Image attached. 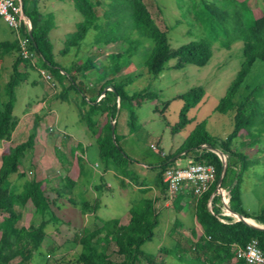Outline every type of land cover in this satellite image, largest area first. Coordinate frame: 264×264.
<instances>
[{
  "label": "trees",
  "instance_id": "obj_1",
  "mask_svg": "<svg viewBox=\"0 0 264 264\" xmlns=\"http://www.w3.org/2000/svg\"><path fill=\"white\" fill-rule=\"evenodd\" d=\"M21 2L22 11L30 22L31 37L24 24L20 29L28 39V48L36 58V65L46 68L59 82L62 78L68 80V85L62 90L63 96H67L69 89L80 93L79 105L85 109L79 110V117L95 135L99 158L106 164L116 167L124 177L129 175L128 165L132 160L118 145L116 136L114 140L112 139L111 121L114 120L116 126L115 116L118 107L120 109L126 104L129 109V122L132 128H135L137 120L135 109L144 101H151L158 95L149 84L132 92L127 90V86L139 76V73H130L118 79L121 70L128 65L132 51L141 43L132 33L147 35L152 40L143 61V67L152 79L167 68V62L171 59L175 60L172 69H178L186 63L201 67L206 65L212 56V45L215 42L221 47L230 48L235 41H242V63L214 109L222 114L232 109V129L223 138H217L206 130V120H202L196 123L176 151V154L183 152V156H189L192 151L191 154L194 155L190 158L214 166L215 181L194 204L195 221L201 234L197 242H194L196 233L194 230L190 245L178 243L172 247H161L159 251L166 256L169 254L176 256L186 264H227L234 255L235 247H242L250 238L255 237L264 254V229L256 228L232 215L221 214L224 207L219 198L212 196L211 193L222 171V159L216 152L206 148L209 144L219 148L226 156V167L220 185L227 191V207L244 218L264 225V209L259 214L248 213L242 206L240 191L242 174L251 162H255L243 148L251 150L264 136V85L256 83L248 87L246 84L248 92L239 102L234 100L238 90L245 84L252 65L255 62L264 63V56L258 54V49L264 42V15L253 17L248 9H240L233 0H199V11L207 14L199 20L204 35L172 48L166 32L156 25L143 0H110L101 16L97 13L98 0H72L82 20L76 24L75 31L66 35L62 54H66L71 47L79 46L85 36L92 31V45L119 42L125 43V46L121 52L108 54L107 61L85 55L64 67L54 59L52 44L48 38V32L54 26L53 13H42L38 9V0ZM245 22L251 26L252 40L246 39ZM12 51H16L17 55L11 63L9 76L3 85V99H0V140L8 137L13 127L12 111L16 101V88L27 78V67H33L29 59L18 54L16 40L0 41V58ZM89 75L91 77L88 79ZM79 76L85 80V88L82 91L77 84ZM105 87L109 89L103 91ZM204 94L202 86H194L177 95V98L182 100V106L178 113V121L170 128L171 134L193 121L194 118L188 116L189 109L195 107ZM97 113L104 115L106 121L96 131L94 115ZM39 119L40 116L35 115L31 130L24 141L10 146L1 155L0 264H32L35 255L43 254L40 248L46 235L47 219H41L37 225L30 226H18L16 223L28 201L33 205L34 211L42 216L50 210L52 201L47 194L44 180L30 176L24 180L17 192H10L7 183L12 174L19 177L25 175L24 171L19 170L20 160L25 151L34 144ZM241 136L244 138L240 140L239 146L232 147V142ZM248 138L252 140L249 142ZM216 139H219L218 144L215 143ZM78 147H81L80 144ZM174 155L172 153L166 156L154 176V185L163 197L165 184L162 181V173L169 162H172ZM81 160L82 156H76V161L80 163ZM63 182V191L68 194L67 199L72 205L79 206L82 212L95 211L93 203L87 201L78 203L73 197L74 179L63 176ZM100 188L101 184L95 186L97 190ZM185 197H188L187 193L177 192L170 203L177 207ZM128 213L129 219L126 224H119L116 219H111L78 236L77 242L80 245L76 257L78 264H160L155 261V254L142 248L144 243L152 240L154 228L159 223V215L155 212L152 199L149 197L139 199L130 206ZM106 241V244L112 245L110 252L99 246ZM232 264L245 263L242 258L235 255Z\"/></svg>",
  "mask_w": 264,
  "mask_h": 264
},
{
  "label": "rangeland",
  "instance_id": "obj_2",
  "mask_svg": "<svg viewBox=\"0 0 264 264\" xmlns=\"http://www.w3.org/2000/svg\"><path fill=\"white\" fill-rule=\"evenodd\" d=\"M109 1L98 0L97 13L99 16L102 15V11ZM198 1L143 0L156 25L166 32L172 48L204 35L199 20L207 14L199 11ZM233 1L240 9H248L253 17L264 15V0ZM73 12L74 17L78 20L82 18L78 11L73 9ZM244 28L246 39L252 40L250 24L245 22ZM67 29L73 32L76 28L73 24ZM11 30L8 24L0 18V41L12 38ZM132 34L141 43L132 51L130 61L121 70L118 79L130 73H139V76L127 86V90L132 92L149 84L158 95L151 101H144L141 106L135 109L137 114L135 128H132L129 122L127 108L122 105L117 110L114 137L116 135L118 145L132 160L128 165L129 175L126 177L112 164H106L99 158L96 143L89 144L91 132L79 117V110L85 109L79 105L80 93L69 89L66 97L62 95L63 87L68 85L66 78H62L59 82L51 75V80L47 82L41 78L35 67H27V78L16 88V101L12 111L13 127L8 137L0 140V163L1 155L10 146L27 138L35 115H39L34 144L25 151L20 160L19 170L24 171L25 175L19 177L12 174L7 183L10 192H17L24 180L30 176L35 179H43L45 187H47V194L52 201L50 210L43 216L36 213L33 205L28 201L22 209L21 218L16 223L18 226H30L37 225L41 219L48 221L45 228L46 235L40 248L43 254L42 256L35 255L32 264H78L76 257L80 247L75 238L81 230L88 231L89 226L85 223V217L79 206L68 202V194L64 193L62 187L63 176L74 180L78 179L80 183L101 184L100 189L93 191L94 196L89 192L86 195L77 192L76 197L74 195L73 197L78 203L84 201L93 203L96 213L102 221H108L111 218H124L128 215V210L133 203L141 199L142 196H150L148 193L147 195L140 193L139 190L151 189L153 194L157 192L153 180L166 156L172 153L176 155L167 166L182 167L185 165L187 157L194 155L190 150L189 156H179L176 154L177 149L173 151V148L170 147L172 144L183 143L197 122L206 120V130L217 138H223L232 129V109L224 114L218 113L214 109L242 63L241 40L235 41L230 48L221 47L215 42L212 45V56L207 64L201 67L186 63L182 69H172L171 66L175 60L171 59L167 62V68L160 72L155 79H152L143 67V61L152 40L147 35ZM87 36L88 34L84 39L86 40L84 44H88L89 36ZM116 45L115 49L121 50L125 43L117 42ZM53 52L56 55L57 52L54 50ZM258 54L264 56V42L258 49ZM16 55V51H12L0 58V99H3V85L9 76L11 63ZM79 57L82 56H74V53L69 51L64 56H57L55 60L62 66L68 67L70 62ZM94 57L98 58V55H94ZM100 59L107 61L106 57L101 58L100 56ZM87 77L89 79L91 75ZM256 83L264 85V63L261 62H255L252 65L245 84L234 97L235 102H239L248 92L246 84L248 87H252ZM77 84L80 91L84 90L85 80L83 77H78ZM194 86H202L205 90L202 100L195 107L189 109L188 116L194 119L180 131L171 134L170 128L178 121V113L182 106V100L177 98V95ZM100 115L97 113L94 117ZM94 119V129L97 131L101 121ZM243 138L244 136H241L234 140L232 147H238ZM77 140L88 143L87 161L90 163L97 161L98 163L97 166L93 164L96 168L94 173L90 169L93 165L88 166V162L84 160H81L80 163L76 161V156L84 155L83 150L78 147ZM251 140L247 139L249 142ZM218 142L219 139H216L215 143L218 144ZM153 146L158 151L154 150ZM243 150L248 152L249 158L254 159L255 162H251L242 174L241 201L244 210L255 215L264 209V136L261 137L260 142L252 146L251 150L246 147ZM56 151H58L57 154ZM136 169L145 171V174L141 176ZM125 180L127 181L125 182ZM57 182L58 184H56ZM120 182H125V185ZM142 185L146 187L139 189V186ZM170 219L166 215V221L170 222ZM91 220L92 217L89 216L88 221ZM163 222L154 228L152 240L144 243L142 248L155 254L157 263L186 264L176 256L170 254L166 256L159 251L161 247H172L173 245L167 231L162 232L169 229V225ZM188 232L190 231L182 232L180 236L184 240L179 243L184 246L191 244ZM106 243L107 241L102 242L99 246L110 252L112 245Z\"/></svg>",
  "mask_w": 264,
  "mask_h": 264
},
{
  "label": "crops",
  "instance_id": "obj_3",
  "mask_svg": "<svg viewBox=\"0 0 264 264\" xmlns=\"http://www.w3.org/2000/svg\"><path fill=\"white\" fill-rule=\"evenodd\" d=\"M38 9L42 13H47V12L53 13L54 26L48 32V38L52 44V52H53V50L57 52L56 55L53 52L54 59L60 55L64 56L65 54L61 53V51L64 49V40H65L66 35L72 32V31L70 32V29H67V28H69L70 26H73V24L75 25V28H76V24L79 23L82 20V18L80 20H78L76 17H74L73 9H75V8L73 6L72 0H38ZM61 27H63V28H61ZM11 31H12V38L8 41L16 40L13 30H11ZM92 35H93V31L88 34V36H89L88 44L87 43L84 44V42L86 41V40H84L86 38V36H85V38L83 39L84 41L82 40L83 43L81 41L79 46L71 47L68 50V52L72 51L74 53V56L92 55L94 57V55H98V58L100 59V56H101V58L106 57L110 53L121 52L124 48V46H123L121 50L115 49V47L117 46L116 43L108 44V45H101V46L92 45ZM87 49H89V50L87 51ZM184 65L178 69H182L184 67ZM124 107H126V104ZM127 110L129 112L128 108H127ZM94 118L101 121L100 126L106 121V117L102 114L100 116H98V117L96 116ZM115 128H116V126H115ZM89 136H90V138H89L90 143L89 144L91 145L92 143H96L95 135L90 133ZM77 143L80 144V146H81L80 149L83 150V153H84V155H80V156H82V158L85 162H88V166L90 164L91 165L95 164V166H97L98 165L97 161H93L94 163L93 162L90 163L89 161H87L88 160V154H87L88 143H82L79 140H77ZM181 144H172L170 148H173V151L176 149L178 150V148L180 147ZM74 152L76 153V151H74ZM177 154H179V156H180L183 154V152H179ZM175 156L176 155H174L173 158H175ZM90 169H92L93 170L92 173H94L96 168L93 165ZM136 170L139 174H141V176H143L145 174V171H143V170H140V169H136ZM126 181L127 180H125V182ZM125 182H124V185H125ZM107 184L109 185L108 182H107ZM120 184H122V183L120 182ZM96 185L97 184H93L91 182L80 183L77 179V180H75V184L72 188V194L75 197H76L77 192L82 193V195H86V193H88V192L93 194V191L97 190V189H95ZM143 187H146V186H143V185L139 186V189H142ZM154 187H155V185H154ZM156 190H157V188H156ZM139 191H140V193L142 192V194L147 195V193H148L150 195V196H142L141 198L149 197L152 199L153 206L155 208V212L158 213V215H159L158 225L163 221H164L163 223H166L167 225H169V229L163 230L162 232L167 231L166 233L168 235H170L169 238L172 239V242H173L172 246H174L175 244H178L179 242H182L184 240L180 236L182 235L181 234L182 232H187V230L190 231V232H188L190 243H192V240H193V231L194 230L196 232L194 235V242H196L198 240V237L201 233H200L199 227L195 221L194 205L188 201L189 196L183 198L179 202L177 207H173L172 204L170 203V201H167L165 199V197H163L159 194L158 190L154 194L151 191V189H147L146 191H144V190H139ZM93 196H94V194H93ZM87 202L91 203L90 201H87ZM128 212H129V210H128ZM82 213H83V216L85 217V223H87V226H89V229L86 232L91 231L93 228H95L97 226H101L102 222L104 221V220L102 221L101 218L97 215L96 209H95V211H85ZM221 214L222 215H232L236 219H238L231 212L224 214V210H222ZM166 215L171 218L170 222L166 221ZM89 216L92 217L91 221H88ZM111 219H116L119 224H126L128 219H129V213L124 218H111ZM245 219L247 220L248 223L264 227V225H259V224L255 223L250 218H245ZM20 226H22V225H20ZM86 232H83L81 230V232L78 233L77 238H78V236H80ZM77 238H75V239H76V243L78 244ZM78 246L80 247V245H78ZM233 248H234V246H233ZM233 254L234 255L227 261L228 262L227 264H232L234 262L235 255H236V247L233 249ZM65 262H67V261H65ZM63 263H64V261H63Z\"/></svg>",
  "mask_w": 264,
  "mask_h": 264
},
{
  "label": "built area",
  "instance_id": "obj_4",
  "mask_svg": "<svg viewBox=\"0 0 264 264\" xmlns=\"http://www.w3.org/2000/svg\"><path fill=\"white\" fill-rule=\"evenodd\" d=\"M0 18L13 30L18 44V54L22 58L29 59L30 64L37 69L43 80L50 81V72L46 68L36 65V58L28 48V39L21 32L22 24L25 25V29L28 32L30 23L25 22L18 0H0ZM99 98L100 96L97 99ZM153 149L158 151L154 146ZM222 175L220 173L211 195L219 198L220 203L224 207V214H227L229 212L226 209L227 191L220 185ZM162 181L165 184L164 195L167 201H170L175 193L183 192L188 194V201L194 205L197 198L208 191L211 184L215 181L214 166L210 163L195 161L187 157L186 163L182 167L167 166L162 173ZM236 256L242 258L245 264H264V254L258 239L255 237L250 238L244 246H237Z\"/></svg>",
  "mask_w": 264,
  "mask_h": 264
},
{
  "label": "water",
  "instance_id": "obj_5",
  "mask_svg": "<svg viewBox=\"0 0 264 264\" xmlns=\"http://www.w3.org/2000/svg\"><path fill=\"white\" fill-rule=\"evenodd\" d=\"M18 3H19V5H20V7L22 8V2H21V0H18ZM22 13H23V11H22ZM23 16H24V18H25V22H26V23H30V22H29V19L27 18V16H26L24 13H23ZM28 34H29V36L31 37V27H29V29H28ZM107 88H109V87L104 88L103 91H105ZM114 128H115V126H114V120H113V121H111V127H110V129H111V136H112V139H113V140H114ZM206 148H208V149H210V150H213V151L216 152L219 156H221V159H222V171H221V173L223 174V171H224V169H225V167H226V156H225V154L221 153L220 150H218L217 148L212 147V146L209 145V144L206 145ZM226 209H227L229 212L233 213L238 219L243 220V221H245L246 223H248L247 220H246L244 217H242L240 214H238V213H236V212L230 210V209L227 207V205H226ZM248 224H250V225H252V226H254V227H256V228H259V229H264V227H261V226L255 225V224H251V223H248Z\"/></svg>",
  "mask_w": 264,
  "mask_h": 264
}]
</instances>
